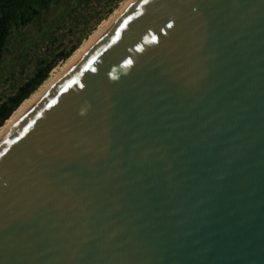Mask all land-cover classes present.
Wrapping results in <instances>:
<instances>
[{
  "label": "water",
  "instance_id": "obj_1",
  "mask_svg": "<svg viewBox=\"0 0 264 264\" xmlns=\"http://www.w3.org/2000/svg\"><path fill=\"white\" fill-rule=\"evenodd\" d=\"M0 264H264V0H133L0 139Z\"/></svg>",
  "mask_w": 264,
  "mask_h": 264
},
{
  "label": "rangeland",
  "instance_id": "obj_2",
  "mask_svg": "<svg viewBox=\"0 0 264 264\" xmlns=\"http://www.w3.org/2000/svg\"><path fill=\"white\" fill-rule=\"evenodd\" d=\"M126 1L128 0L120 1L93 31L104 26L114 13L122 9ZM105 3V0H89L88 3L80 4L75 0H54L27 25L13 28L0 57V101L33 74L39 59H48L71 43L74 39L71 29L77 32L78 29H85L93 24L105 11ZM66 12H70L71 16L64 19ZM89 35L83 39L84 42Z\"/></svg>",
  "mask_w": 264,
  "mask_h": 264
},
{
  "label": "trees",
  "instance_id": "obj_3",
  "mask_svg": "<svg viewBox=\"0 0 264 264\" xmlns=\"http://www.w3.org/2000/svg\"><path fill=\"white\" fill-rule=\"evenodd\" d=\"M54 0H0V57L13 28L25 26L31 22L41 11L47 9ZM77 4L88 3L89 0H75ZM122 0H105V11L99 15L93 24L77 32L70 30L73 40L69 45L56 52L48 59H39L33 74L19 84L15 90L0 101V127L13 111L29 97L48 77L50 71L65 61L100 23L118 6ZM101 8V4H99ZM71 16L70 12L64 14V19ZM63 43V40H62Z\"/></svg>",
  "mask_w": 264,
  "mask_h": 264
},
{
  "label": "bare ground",
  "instance_id": "obj_4",
  "mask_svg": "<svg viewBox=\"0 0 264 264\" xmlns=\"http://www.w3.org/2000/svg\"><path fill=\"white\" fill-rule=\"evenodd\" d=\"M133 0L126 1L122 9L118 10L112 18L101 27H98L93 31L87 40L81 44L66 60L63 64L54 67L46 80L37 88L32 94L27 97L20 105L13 111V113L6 119L3 125L0 127V139L17 123L25 111L45 92L53 87L63 75L73 67L80 58L86 53V51L113 25V23L120 17L124 10L130 5Z\"/></svg>",
  "mask_w": 264,
  "mask_h": 264
}]
</instances>
